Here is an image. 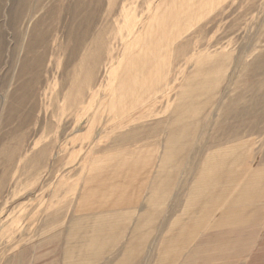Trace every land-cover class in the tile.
Here are the masks:
<instances>
[{
    "label": "rangeland",
    "instance_id": "rangeland-1",
    "mask_svg": "<svg viewBox=\"0 0 264 264\" xmlns=\"http://www.w3.org/2000/svg\"><path fill=\"white\" fill-rule=\"evenodd\" d=\"M0 264H264V0H0Z\"/></svg>",
    "mask_w": 264,
    "mask_h": 264
}]
</instances>
